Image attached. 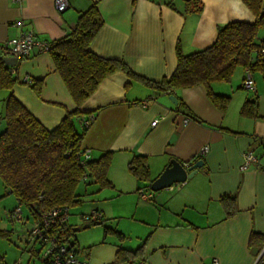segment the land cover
<instances>
[{
  "label": "crops",
  "instance_id": "1",
  "mask_svg": "<svg viewBox=\"0 0 264 264\" xmlns=\"http://www.w3.org/2000/svg\"><path fill=\"white\" fill-rule=\"evenodd\" d=\"M199 1V12H184L183 0H174L175 8L164 0H68V7L58 12L53 0H0V44L22 29L57 41L74 27L81 11L95 4L102 26L89 49L158 81L175 70L177 48L184 54L206 48L214 42L219 25L254 21L242 0ZM18 20L24 25L17 26ZM259 39H264V29ZM14 67L20 79L42 80L39 94L29 83L15 84L12 93L45 128L53 129L75 109L49 53L18 59ZM252 74L255 87L250 91L243 87L245 68L240 66L229 81L211 84L213 92L229 96L224 110L211 102L203 85L156 91L121 71L107 76L81 105V120L92 116L81 147L92 159L111 154L107 172L111 191L101 196L116 207L101 205L103 218L129 213L144 226L133 264H210L212 259L218 264H254L264 250V75ZM171 94L177 103L170 100ZM247 100L254 114L242 115ZM203 146L208 149L201 154ZM246 151L253 152L257 162L243 168ZM134 155L146 156L153 180L170 159L188 164L202 159L203 164L185 182L153 192L148 181L128 172ZM141 189L152 196L140 197ZM222 196L234 198L235 212L230 216ZM94 209L98 208H90ZM78 220L69 219L72 228L82 225L80 215ZM119 233L124 236L123 228ZM252 233L255 237L249 243ZM0 260L11 262L2 251Z\"/></svg>",
  "mask_w": 264,
  "mask_h": 264
},
{
  "label": "trees",
  "instance_id": "2",
  "mask_svg": "<svg viewBox=\"0 0 264 264\" xmlns=\"http://www.w3.org/2000/svg\"><path fill=\"white\" fill-rule=\"evenodd\" d=\"M173 1L164 0L175 8ZM242 1L254 15L252 23L232 21L219 25L214 42L206 48L188 54L177 48L175 70L158 81L137 75L121 60L104 58L91 51L89 45L101 28L102 19L95 4L81 11L74 27L63 38L52 41L49 51L55 70L75 103V109L66 112L51 130L45 128L13 96V86L25 84L26 81L20 79L13 72L15 67L3 62L0 56V90L8 92L3 101V114L0 115L4 120V128L0 130V180L5 193L15 199L14 208L7 211L5 217L14 220L9 216L17 207L21 209V214L23 209L27 212V216L22 215L21 222L31 218L32 225L43 212L53 208H65L71 215L70 208L83 205L88 196L93 197L102 189L111 187L107 176L110 152H104L97 159H92L90 155L88 158L83 156L85 149L81 147V142L87 126L81 120L83 112L80 109L110 74L121 71L156 91L176 92L178 89L203 85L211 102L221 110L225 109L229 96L213 92V82L229 81L239 66L264 75V53H261L264 39H259V32L264 29V0ZM183 2L184 12H199L202 8L199 0ZM29 85L39 94L42 80L30 79ZM180 103L178 101V105ZM251 109L252 102L247 100L240 113L254 114ZM127 170L138 180L153 181L149 177L146 156L134 155L127 163ZM81 184L84 185L82 191ZM220 201L227 216L235 212L233 197L222 196ZM102 218L103 215L100 222ZM72 229L69 221L62 226L64 239ZM30 230L28 234L31 237ZM117 234L123 237L119 232ZM254 237L252 233L249 243L253 242ZM70 246L74 250L73 244ZM140 250L141 246L134 250L117 247L115 258L109 264H133ZM74 252L77 254V251Z\"/></svg>",
  "mask_w": 264,
  "mask_h": 264
},
{
  "label": "rangeland",
  "instance_id": "3",
  "mask_svg": "<svg viewBox=\"0 0 264 264\" xmlns=\"http://www.w3.org/2000/svg\"><path fill=\"white\" fill-rule=\"evenodd\" d=\"M7 94L6 90H0V115L3 114L2 99ZM3 128L4 120L0 118V130ZM83 187L84 185L81 184L80 191ZM110 189L104 188L98 193V196L97 194L93 196L94 198L88 196L83 205L70 208L72 222H77L81 212L88 213L91 211V207L101 210V205H106L109 209H114L115 203L103 200L104 194L111 191ZM112 190L114 189L112 188ZM14 205V197L5 193L0 180V251H2L4 258H7L8 261L11 260L10 264H41L42 248L28 234L33 226L31 218L22 223L16 220L11 221L5 217L6 212L13 209ZM115 210L119 212L118 209ZM22 215L23 217L27 216L25 209H23ZM104 216L99 225H92L79 231L72 229L66 237V243L68 245L73 244L74 250H79L77 256L87 264H109L115 258L114 253L117 247L121 246L132 250L138 247L136 245L138 243L137 236L140 235V230L144 227L138 221V217L129 215V213L119 217ZM78 221L80 223V220ZM105 228L110 230L106 231ZM122 228L124 236L120 237L117 232L121 231ZM3 232L4 235H2Z\"/></svg>",
  "mask_w": 264,
  "mask_h": 264
},
{
  "label": "built area",
  "instance_id": "4",
  "mask_svg": "<svg viewBox=\"0 0 264 264\" xmlns=\"http://www.w3.org/2000/svg\"><path fill=\"white\" fill-rule=\"evenodd\" d=\"M17 1L20 2L21 0ZM53 5L56 11L62 12L68 7V0H53ZM15 24L21 27L24 25V21L18 20ZM51 46V40L35 36L31 29H22L17 36L11 37L2 43L0 56L23 59L29 57L33 53H49ZM261 53H264V49L261 50ZM24 80L26 83L30 82V79L27 77H25ZM243 87L249 91L253 90L255 87L253 74L249 69H245ZM91 118L92 116H89L85 119L84 125L88 126ZM156 122L157 120L152 121L151 125L154 126ZM207 149V146H203L200 153L202 154L207 151ZM83 156L85 158L89 157V151L87 149H85ZM252 162H257V158L253 152L246 151L243 153V168L247 167ZM184 164L188 165L187 162ZM138 194L144 199H149L152 196L151 191L147 192L143 189L139 190ZM101 216L102 213L96 210L80 214L83 223L100 221ZM9 217L21 222V209L19 207L15 208ZM69 219L70 214L68 210L57 207L43 212L39 220L33 224L30 234L42 248L41 264H85L78 258L77 254L71 246L66 243V239L63 237L62 226L67 223ZM0 264H4V262L0 260ZM210 264H218V261L212 259ZM254 264H264V250L259 253Z\"/></svg>",
  "mask_w": 264,
  "mask_h": 264
},
{
  "label": "water",
  "instance_id": "5",
  "mask_svg": "<svg viewBox=\"0 0 264 264\" xmlns=\"http://www.w3.org/2000/svg\"><path fill=\"white\" fill-rule=\"evenodd\" d=\"M3 62L11 66H15L18 59L16 57H3ZM173 103H177L174 94L169 96ZM203 160L199 159L192 164L185 165L176 159H170L163 171L150 183V190L153 192L171 187L173 184L183 183L193 176L202 166ZM100 221L93 223H83L80 226L73 228L75 231L86 229L92 225H99Z\"/></svg>",
  "mask_w": 264,
  "mask_h": 264
}]
</instances>
